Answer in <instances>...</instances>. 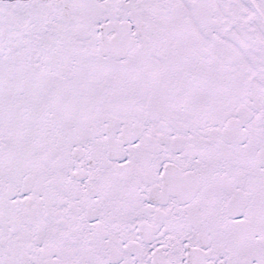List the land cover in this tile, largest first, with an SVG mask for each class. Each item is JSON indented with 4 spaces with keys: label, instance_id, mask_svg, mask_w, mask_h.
I'll return each instance as SVG.
<instances>
[{
    "label": "snow or ice",
    "instance_id": "snow-or-ice-1",
    "mask_svg": "<svg viewBox=\"0 0 264 264\" xmlns=\"http://www.w3.org/2000/svg\"><path fill=\"white\" fill-rule=\"evenodd\" d=\"M0 264H264V0H0Z\"/></svg>",
    "mask_w": 264,
    "mask_h": 264
}]
</instances>
